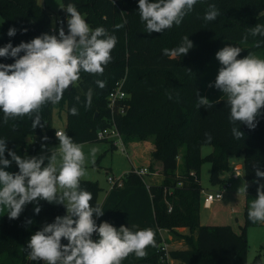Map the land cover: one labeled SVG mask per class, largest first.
Listing matches in <instances>:
<instances>
[{"label": "trees", "instance_id": "16d2710c", "mask_svg": "<svg viewBox=\"0 0 264 264\" xmlns=\"http://www.w3.org/2000/svg\"><path fill=\"white\" fill-rule=\"evenodd\" d=\"M68 3L77 7L92 29L103 27L117 38L112 60L104 67L102 75L82 71L80 79L65 90L58 104L44 105L40 110L42 127L33 128V119L29 116L5 123L0 110V138L6 139L7 149L30 150L32 145L55 140L54 110L65 111L64 130L75 143L102 140L96 137V132L111 119L124 138L150 137L153 147L147 170L155 172V165H159L163 175L161 184L146 185V181L130 169L121 177L122 184L113 185L99 203L97 181H80V187L93 195L90 203L93 206L99 203L104 210L97 224L107 221L117 229L121 225L130 228L136 225L137 229L154 231L156 247H148L147 256L142 259L130 254L122 264H162L159 259V247L164 240L162 230L184 240L185 247L168 249L176 264H248L246 228L261 223H252L247 212L251 201L257 197V165L264 171V115L257 117L254 130L241 124L244 138L236 139L231 132L234 125L229 120L226 97L213 94L207 98L217 101L214 107L197 108L196 93L206 97L208 87L202 88L201 75L222 40L234 39L246 45L238 59L256 51L264 53V37H253L247 31L256 24L264 25V0H198L180 25L151 34L145 31L141 21L138 0H61L58 15L64 24L67 13L63 8ZM210 4L216 5L220 15L214 21H205L203 17ZM0 16V47L9 42L13 46L29 42L44 33L58 35L61 27L59 21L52 25L47 8L37 0H0ZM125 21L123 28H115ZM11 27L17 29L14 37L7 35ZM65 32L67 34V30ZM186 35L194 45L187 55L171 59L162 54L165 48L179 46ZM246 35L248 39L244 42ZM257 42L260 47H256ZM0 63L11 64L14 60L0 57ZM213 74L215 71L207 76V82ZM119 79L127 97L115 101L111 109L106 95ZM97 80L104 81L106 86L99 88ZM89 89L93 90L92 103L86 107ZM77 96L79 101L75 99ZM72 107L78 109V115L70 113ZM261 112L264 113V109ZM29 136L35 140L27 142ZM202 144L212 146L204 156L201 155ZM230 155L243 156L244 182L248 184L244 193L243 224L238 233L229 224H201L199 220L202 160L210 163L209 182L217 185L230 169ZM11 172H18L16 164ZM260 183H264V178H260ZM35 206V202L26 205L15 220L8 218L7 208L0 220V264H43L28 259L26 245L31 235L44 224L54 222L55 217L65 215L66 209L41 200V211L36 214ZM178 227L184 230L179 232ZM62 243L67 241L62 239ZM250 264L264 263L255 255Z\"/></svg>", "mask_w": 264, "mask_h": 264}, {"label": "clouds", "instance_id": "9594fccd", "mask_svg": "<svg viewBox=\"0 0 264 264\" xmlns=\"http://www.w3.org/2000/svg\"><path fill=\"white\" fill-rule=\"evenodd\" d=\"M197 2L138 0V10L148 34L162 33L174 24L180 25ZM63 10L68 14L67 34L61 24L58 35L44 33L29 42L22 41L16 46L9 42L0 47V57L14 60L11 64L0 63V110L5 123L29 116L33 119V128L42 127L40 110L44 105L58 104L65 90L80 79L82 71L102 75L104 67L111 62L117 38L103 27L92 29L74 4L68 3ZM219 15L216 5L210 4L203 19L214 21ZM125 23L115 28H123ZM247 31L253 37H264V25L256 24ZM16 33L17 29L11 27L7 35L14 37ZM247 39V35L243 37L244 42ZM193 47L186 35L179 46L165 48L162 54L175 59L187 55ZM256 47H260L259 42ZM242 50L239 46L226 45L217 51L216 59L221 66L214 85L209 84L226 97L229 120L234 125L231 132L236 139L244 138L241 124L254 130L257 117L264 115L261 112L264 109V59L252 53L238 59ZM96 84L101 89L106 86L101 80ZM196 95L197 108H211L217 102L200 96L198 91ZM92 96L93 90L89 89L86 107L91 106ZM75 99L79 101L80 97ZM70 113L78 115L79 111L72 107ZM55 135L59 144L51 149L50 156L32 157H21L8 150L6 139L0 138V205L9 209L8 218L18 219L26 205L34 202V212L39 214L41 200L66 209L65 215L55 217L54 222L44 224L31 235L26 245L28 259L43 264H122L130 254L145 258L147 248L156 247L154 231L137 229L136 225L131 228L121 225L117 229L107 221L97 224L104 210L99 203L93 206L92 193L80 187L81 178L86 175L83 146L64 131L56 130ZM6 152L10 159L5 156ZM95 153L96 149H91V155ZM13 162L18 172L6 171ZM255 175L257 197L251 201L247 215L252 223H264V183H260L264 171L258 165ZM247 188L244 182L239 192L246 193ZM62 239L67 243H62Z\"/></svg>", "mask_w": 264, "mask_h": 264}, {"label": "rangeland", "instance_id": "374dc122", "mask_svg": "<svg viewBox=\"0 0 264 264\" xmlns=\"http://www.w3.org/2000/svg\"><path fill=\"white\" fill-rule=\"evenodd\" d=\"M37 1L47 8L48 12L51 15L52 25H56V22L59 21L60 26L62 24L64 27V23L58 15V9L61 6V0ZM67 16L68 14H66L64 17V21L66 23ZM1 24L2 18L0 16V28ZM226 45L239 46L241 48L246 47L245 44L236 42L234 41V39H224L219 43L211 59L203 68L204 70L201 75L200 82L202 88L205 89L206 87H208L205 90L206 97H212L213 94L214 96H223L222 92H220L215 87H209V84L211 83L214 85L215 80L213 83L211 80L216 79L218 70L221 66L219 61L216 59V53ZM252 54L256 55L258 58L264 59V53L262 51H256ZM213 71H215V74H213L209 82H207V76ZM52 120L54 121V126H56V128L64 127V124L66 122L65 111L54 110ZM133 137L134 136H129L128 138H124L123 136H121L126 153L121 151L118 147L110 148L109 143L106 140H100L96 142L86 141L78 143L83 146V151L86 158L84 165L86 169V175H84L81 179L97 181L98 185L100 186L98 198H101L104 191L109 186H111V184L108 182V177H113L116 179L121 178L131 169L129 159H132V157L134 156V152L131 149H135L136 145H138L140 142H144L145 140H149L151 142L150 137L142 139ZM58 144L59 141L57 139L50 142H43L42 144L35 146V150L31 153L29 151H26L24 154L27 157L40 155L50 156L51 149L58 146ZM42 145H44L45 147L42 148ZM93 148L96 149V153L94 156L91 155V149ZM17 149L18 151H20L19 147L15 148L12 151H16ZM200 149L201 155L204 156L212 149V146L210 144H202ZM5 156L7 157V152L5 153ZM7 158L10 159V157ZM228 162L230 165V169L227 174L229 175L234 165L243 164V156L230 155ZM209 170L210 163L203 159L200 167V184L205 191H218L220 190V186L213 185L209 182ZM241 172L242 174L238 178L229 179V186L226 188L225 192L223 193V197L220 200L214 201L213 204H211L209 207H204L202 204H200L199 219L202 222L217 225L229 224L238 232L240 231V226L243 224L244 192H239V188L241 187L242 183H244L243 167H241ZM176 229L179 232L183 231L180 230L179 227ZM161 232L163 234V239L167 243V249H170L179 244L181 246L185 245L184 240L178 238L177 235L163 230ZM245 240L247 263L250 264L255 255H259L264 263V223H260L259 225L255 226H248L246 228Z\"/></svg>", "mask_w": 264, "mask_h": 264}, {"label": "built area", "instance_id": "2783aa9c", "mask_svg": "<svg viewBox=\"0 0 264 264\" xmlns=\"http://www.w3.org/2000/svg\"><path fill=\"white\" fill-rule=\"evenodd\" d=\"M64 30H68L67 28V23L64 24ZM127 97V94L122 90V80L119 79L117 80L114 85L111 87V89L108 91L106 95L107 99V105L109 108L112 109L113 104L117 100H122ZM122 111V110H121ZM57 131H64V128H55L54 130V135ZM66 133V132H65ZM67 134V133H66ZM56 136V135H55ZM121 133L115 126L114 122L109 120V124L106 127H103L96 132V137L98 139L106 140L112 147H118L121 151L125 152V147L121 139ZM35 150V145H32L31 149L29 150L30 152ZM133 171L141 176L144 180L148 173L147 167L146 166H139V167H134ZM242 174L241 172V166L240 164L234 165L233 169L231 170L229 176L227 178H224L223 181L217 185L220 186V190L210 192V191H205L201 189L200 191V196H201V204L204 207H209L214 201H218L223 197V193L225 192L226 188L229 186V179L230 178H238ZM108 182L111 184V187L113 185L120 186L122 184V178H113V177H108ZM170 210V208H169ZM160 262L162 264H176V261L172 259L169 254H168V249H167V243L165 240L162 241L160 245ZM43 263V262H40Z\"/></svg>", "mask_w": 264, "mask_h": 264}, {"label": "crops", "instance_id": "0c3cea01", "mask_svg": "<svg viewBox=\"0 0 264 264\" xmlns=\"http://www.w3.org/2000/svg\"><path fill=\"white\" fill-rule=\"evenodd\" d=\"M52 125L54 128H56V126H54V121L52 120ZM65 125V124H64ZM58 128V127H57ZM64 128V127H63ZM55 139H57L55 137ZM27 142H31L34 141V137L29 136L26 138ZM110 148H113L110 143H109ZM152 142H150L149 140H145L144 142H140L138 145H136L135 149H131L134 152V156L132 157V159H129L130 164H131V169H133L134 167H139V166H148L150 163V151L152 150ZM15 151L17 153V155H20L21 157H25V152L29 151L26 148H20ZM30 152V151H29ZM31 153V152H30ZM145 154V155H143ZM15 162L12 163L11 167L5 169L6 171L11 172L12 168L14 167ZM241 167H243V164H240ZM160 166L156 165V169L155 172L150 173L149 175L146 176L145 181H146V185H151V184H161L163 181V175L159 172ZM225 173L223 175L224 178H227L229 175ZM111 186H109L103 193V195L101 196V198H98V202L101 203L105 196L107 195L108 191L110 190ZM213 204V203H212ZM7 210V207L4 205H0V220L3 218L5 211ZM200 220V219H199ZM201 224H210V223H204L200 220ZM235 232L238 233V231L236 229H234L233 227H231ZM180 230H184L183 227H179ZM163 236V235H162ZM177 247H185V246H181L180 244L177 246H174V248Z\"/></svg>", "mask_w": 264, "mask_h": 264}, {"label": "water", "instance_id": "95a60500", "mask_svg": "<svg viewBox=\"0 0 264 264\" xmlns=\"http://www.w3.org/2000/svg\"><path fill=\"white\" fill-rule=\"evenodd\" d=\"M71 87V86H70ZM70 89V88H69Z\"/></svg>", "mask_w": 264, "mask_h": 264}]
</instances>
